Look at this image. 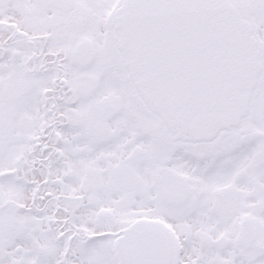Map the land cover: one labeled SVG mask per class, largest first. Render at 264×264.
Instances as JSON below:
<instances>
[{"label":"snow or ice","instance_id":"6c2138e0","mask_svg":"<svg viewBox=\"0 0 264 264\" xmlns=\"http://www.w3.org/2000/svg\"><path fill=\"white\" fill-rule=\"evenodd\" d=\"M0 264H264V0H0Z\"/></svg>","mask_w":264,"mask_h":264}]
</instances>
